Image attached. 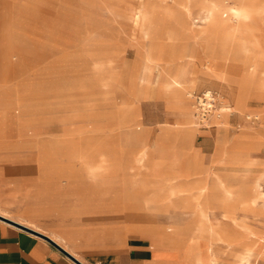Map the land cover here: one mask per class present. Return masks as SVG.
<instances>
[{
    "label": "rangeland",
    "instance_id": "rangeland-1",
    "mask_svg": "<svg viewBox=\"0 0 264 264\" xmlns=\"http://www.w3.org/2000/svg\"><path fill=\"white\" fill-rule=\"evenodd\" d=\"M244 1L0 0L1 146L41 166L39 140L104 149L176 244L264 264V13L235 5L264 0ZM207 91L229 104L223 123L199 117Z\"/></svg>",
    "mask_w": 264,
    "mask_h": 264
},
{
    "label": "crops",
    "instance_id": "crops-1",
    "mask_svg": "<svg viewBox=\"0 0 264 264\" xmlns=\"http://www.w3.org/2000/svg\"><path fill=\"white\" fill-rule=\"evenodd\" d=\"M151 62L159 65L154 59ZM186 116L187 121H194L191 109ZM3 138L0 264H79L53 242L83 264H199L196 256L187 255L191 242L176 244L171 231L160 226L153 206L145 205L152 204L153 197L137 195L132 181L115 179L116 169L89 172L88 165L94 163H84L77 156L90 155V150L75 145L70 156L54 152L50 174H45L39 157L36 163L30 162L23 157L27 153L16 151L20 145L1 146ZM95 151L106 154L104 149ZM112 212L125 213V224H111ZM126 231L157 239L161 245L156 249L142 237L128 239ZM179 245L185 249L174 248Z\"/></svg>",
    "mask_w": 264,
    "mask_h": 264
},
{
    "label": "bare ground",
    "instance_id": "bare-ground-1",
    "mask_svg": "<svg viewBox=\"0 0 264 264\" xmlns=\"http://www.w3.org/2000/svg\"><path fill=\"white\" fill-rule=\"evenodd\" d=\"M238 10H239L240 19H243V21H249V20H251V18H253L257 14L264 13V6L256 7V6H251V5L238 4ZM209 16L212 17L211 15H209ZM211 32H215V31H211ZM211 32H209V33H211ZM218 33H219V31H218ZM245 41H247V40H245ZM263 49H264V47H263ZM253 61H254L253 67L257 68V60L253 59ZM252 78L254 79V77H252ZM185 82L186 81H185L184 75L179 77V78L171 77V85L170 86L172 87V85H173V87L175 88V91H182L184 88H186ZM188 82H189V84H190L189 86L191 88H193L194 84L196 83L193 76L191 78H189ZM243 85H245V84H243ZM263 87H264V83H263ZM224 99H225V97L219 94L218 104L217 105H221L222 103H224ZM192 109H194V106H192ZM229 110H230L229 104L224 103L223 106L219 107L218 109H214L213 108L211 113H210V117H211L212 121H214V122H217V123H221L222 122L223 123V120L220 119L219 117H221L222 113H226L227 114L229 112ZM3 111H4L3 107H0V123L1 124H2V121H3V119H2L3 116H1L2 115L1 113H3ZM74 147H75V145L72 142H67V143L64 142L63 143L61 141H52V142H48V143L44 144V142L42 143L41 140H39V143L37 145V149L43 155V156H40L41 160H42V167L45 168V172L44 171L43 172L45 174H50V171L48 169L54 163V160H53V156L54 155H51V154H53L54 152H59L61 150L65 155L70 156L72 154V152H74V150H75ZM77 151L79 152V150H77ZM73 156H75V155H73ZM77 158L80 159L84 163H90V162L94 163V165H88L90 173H93V172L95 173L97 168H108V165L106 164L107 155L102 153V152H100V151L99 152L98 151H93L92 154H90V155H87L86 152H85V154L84 153L83 154L80 153L77 156ZM145 205L146 206H151L152 204L151 203H147ZM144 217L146 218L147 216H144ZM143 227L147 228V226H143ZM149 227H151V225ZM186 251H187V254H189L191 257L196 256L195 261H198L199 264H219L220 263V258L218 257L217 253H215L213 251H210V250H207L205 252L201 251L199 249V247H197V243L196 242H191V244L187 246ZM245 258L247 259V261L250 260L246 256H245ZM225 263H226V261H225Z\"/></svg>",
    "mask_w": 264,
    "mask_h": 264
},
{
    "label": "built area",
    "instance_id": "built-area-1",
    "mask_svg": "<svg viewBox=\"0 0 264 264\" xmlns=\"http://www.w3.org/2000/svg\"><path fill=\"white\" fill-rule=\"evenodd\" d=\"M216 98L211 91L205 92L198 101V114L201 119H206L215 106Z\"/></svg>",
    "mask_w": 264,
    "mask_h": 264
},
{
    "label": "water",
    "instance_id": "water-1",
    "mask_svg": "<svg viewBox=\"0 0 264 264\" xmlns=\"http://www.w3.org/2000/svg\"><path fill=\"white\" fill-rule=\"evenodd\" d=\"M52 241V240H51ZM53 242V241H52ZM55 245H57L59 248H61L64 252H66L70 257H72L76 262L79 264H83L81 261H79L75 256L67 252L65 249H63L61 246H59L57 243L53 242Z\"/></svg>",
    "mask_w": 264,
    "mask_h": 264
}]
</instances>
